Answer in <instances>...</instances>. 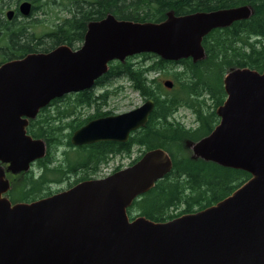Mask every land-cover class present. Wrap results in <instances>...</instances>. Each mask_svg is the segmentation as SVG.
I'll return each mask as SVG.
<instances>
[{
	"label": "water",
	"instance_id": "95a60500",
	"mask_svg": "<svg viewBox=\"0 0 264 264\" xmlns=\"http://www.w3.org/2000/svg\"><path fill=\"white\" fill-rule=\"evenodd\" d=\"M28 16L30 3L19 5ZM250 6L166 13L160 22L118 20L107 14L87 25L77 50L61 45L0 65V264H264V71L237 68L223 78L218 124L204 138L187 142L192 157L250 178L229 196L195 213L166 222L127 209L172 170L161 148L146 151L133 165L105 178L30 203L12 204L5 173L27 172L46 146L26 132L50 101L92 88L108 64L141 54L164 61L203 60V38L212 30L246 20ZM13 12H7L10 18ZM171 89L173 83L164 81ZM154 104L90 121L75 131L74 146L124 143L144 127Z\"/></svg>",
	"mask_w": 264,
	"mask_h": 264
},
{
	"label": "trees",
	"instance_id": "16d2710c",
	"mask_svg": "<svg viewBox=\"0 0 264 264\" xmlns=\"http://www.w3.org/2000/svg\"><path fill=\"white\" fill-rule=\"evenodd\" d=\"M21 1L0 0L1 60L49 52L61 45L74 49L83 41L86 24L107 14L118 20L157 23L164 20L169 11L179 16L250 6L253 13L246 20L206 35L202 40L206 54L203 60L169 62L152 54H142L123 64H108V72L99 80L108 79V75L112 78L110 75L120 77L123 74L130 81L132 91L154 104L145 127L133 133L128 148L116 143H105V149H101L104 145L73 148L68 129L75 127L65 122V100L51 110H43L29 122L26 132L32 138L44 141L46 153L29 172L21 173L10 183L5 196L12 204L30 203L49 196L55 178L57 183L62 182L64 177L75 172L76 167L80 168L77 170L81 177L69 187L91 179L101 165H105L108 152H116L118 146L127 148V152L134 145L142 153L161 148L172 160L171 172L127 209L130 220L143 216L155 222H166L195 213L226 198L249 179L250 175L244 171L193 158L186 143L206 137L218 124L215 110L225 100L222 81L228 72L237 68L264 71V0H24L36 5L32 14L40 7L44 12L50 2L54 6L53 21L42 35L32 34L29 24L6 21L5 10ZM36 22L43 24L44 21ZM138 58L148 62H133ZM162 73L173 83L168 91L155 77ZM84 99L87 106L95 101L92 94L83 91L76 95L73 106H79L80 100ZM181 109L194 113V127H187L176 118ZM72 152L84 156L74 159L70 157Z\"/></svg>",
	"mask_w": 264,
	"mask_h": 264
},
{
	"label": "flooded vegetation",
	"instance_id": "af4514ba",
	"mask_svg": "<svg viewBox=\"0 0 264 264\" xmlns=\"http://www.w3.org/2000/svg\"><path fill=\"white\" fill-rule=\"evenodd\" d=\"M22 2H24V0L21 1L19 4L13 6V9L11 10L13 12V15H11L10 18L7 17V13H6V11L8 12L10 10H5V18H6V21L9 22L10 24H20V23H22V24H28V22L33 19V16L34 15H36V14H38L40 12L43 13V11L39 8V11H37L36 13H33L32 14V12L35 10L36 5H33L30 2V12H29V15L28 16H22L20 14V12H19V9H18L19 8V5ZM105 16L102 19H104ZM102 19H100V20H102ZM100 20H98V21H100ZM90 22H94V21H90ZM90 22H88V23H90ZM88 23L86 24V28H87ZM29 28L31 29V27H29ZM86 28H85V32H86ZM30 29H28V31H31ZM33 33H34V31L32 32V34ZM26 35H21V37L26 38ZM84 35H85V33H84ZM31 36H33V35H31ZM83 39H84V36H83ZM82 43H83V41H82ZM82 43H80L76 48H74V49L71 48V49L72 50L79 49L81 47ZM43 53H46V52H43ZM136 56H138V55H136ZM133 57H130V59L133 58ZM21 58H17V59H21ZM128 59L129 58L125 59L124 62H122V63L119 62V63L123 64ZM11 60H16V59H6V60H1L0 59V65L3 64V63H5V62L11 61ZM113 62H118V61H113ZM108 70H109V65L107 67L106 73L108 72ZM105 74H103L100 78H103V76ZM110 76H112V78H110L109 75H108V79H104V80H99L100 78H98L94 82L92 88H90L88 90H85V91H88L90 94H92L93 95V98L95 99V101L92 102V104L90 106H87L86 99L80 100V105L79 106H76V107L73 106V101H74L76 95L79 94L80 92L79 93H73V94H67V95H64V96H62L60 98H56V99L50 101L44 108H41L39 110L38 114L36 115V117L34 119H31V120H35L38 117V115L43 110H45V111L46 110H51V109L54 108V106L59 105V103H60L61 100H65V104H66V107H67V114H66L65 122L68 123L69 126L72 125V126L75 127L74 130L68 129V132L70 133V137H69V143H70V140H71V137H72L73 133L75 131H77L78 129H80L81 127L85 126L90 121L97 120V119H103V118H107V117H111V116H115V115H118V114L127 112V111H120L121 109L112 108L110 106V103L113 101V98L117 97V95H120L121 91L123 92L125 90L124 84L120 83V81H126L128 83V86L132 90L130 81L127 80V77H125L123 74H121L120 77L116 76L115 74L114 75H110ZM122 94L123 93H121V95ZM144 101H146V100H144ZM133 109L134 108H132L130 110H133ZM130 110H128V111H130ZM31 120L28 121V124H29V122ZM144 127H142V128H144ZM142 128H140V129H138V130H136L134 132H137V131L141 130ZM134 132L130 133L128 140L126 142H124V143L110 142V141H102V142H96V143L85 144V145H80V146H74L71 143H70V145L73 148H80V147H83V146H91V145H100L101 146V145H104L105 143H116L117 145H120V146L123 145L124 147L126 146L128 148L127 144L130 141L131 137L133 136V133ZM133 147H134V145H131L129 147V151L126 152V149L127 148L126 149H123V148H121V147L118 146L117 149L115 150L116 152H108L105 165H101V168L96 173V176H91V179L97 178L99 176V173L102 171V169L105 166H107L110 161L116 160V159H124V158L129 159L132 156ZM105 148L106 147L104 145V147H102L101 149H105ZM138 149H139V147H138ZM189 151H190V149H189ZM139 152L140 153H139V155L136 158H133L131 161H129L127 163V166L128 167L131 166V165H133L134 163H136L142 157V155L145 153V152L142 153L140 151V149H139ZM57 153L60 154V152H58V151H57ZM98 155H100V153H98ZM76 156H84V154L78 155V154H75V152H72L70 154V157H72L74 159L76 158ZM36 162H34L33 164L30 165V169L27 172H29L36 165ZM0 166L3 168L4 171H6V168H7V165L6 164H0ZM119 168L120 167L117 166L114 169V172H112L111 174L119 171ZM77 169H80V168L76 167L75 172L74 173H71V174H68L66 178L64 177L62 182L57 183V180L54 177L55 178V182H53L50 185V195L49 196L54 195V194H57V193H60V192H63L65 190H68V189L72 188L73 186H75L76 184H74L73 186H70L69 187V184L72 183L77 178L81 177V174H80V172ZM24 173H26V172H24ZM20 174L12 175V174L6 172L5 173V177L8 179L9 184H10V183H13L14 182V178L16 176L20 175ZM111 174H109V175H111ZM109 175H102V178L103 177H107ZM72 177H75L76 179L71 180ZM83 181H86V180H83ZM62 183H67V188L66 189H64L62 191H55V192H53L51 190V186L52 185H54V184H62ZM78 183H80V182H78ZM49 196H46V197H49Z\"/></svg>",
	"mask_w": 264,
	"mask_h": 264
},
{
	"label": "rangeland",
	"instance_id": "374dc122",
	"mask_svg": "<svg viewBox=\"0 0 264 264\" xmlns=\"http://www.w3.org/2000/svg\"><path fill=\"white\" fill-rule=\"evenodd\" d=\"M44 1L45 0H42L41 2H44ZM12 9L13 7L6 9V10H12ZM40 9L42 8L40 7ZM43 10H44L43 13L40 12L37 15H34L33 19L28 22V24L31 26V30L34 31L36 35H42L47 30V25L49 24V22L53 21L52 13H54L55 10H54V6L51 5V2L49 3L48 6H45ZM37 20H42L44 22L43 24H39L36 22ZM142 59L143 58H138L137 60L133 62H142ZM145 62H148V60L146 61L143 60L142 63L144 64ZM155 77H157V82L161 85V87L164 90L168 91V89L164 87L163 83L164 81H167V80L171 81V79L168 78L163 73L159 76L156 75ZM120 83L124 84L125 90L123 92L121 91V93H123L122 95L120 93V95H117V97L113 98V101L110 103V106L112 108L121 109L120 111H128L132 108H136L140 106L144 102L143 98H141L137 93L133 92L130 89L126 81H120ZM176 118L187 127H194L196 124L194 113L191 110H187V109L179 110V112L176 115ZM139 153L140 152H139L138 147L134 146L132 150V156L129 159L124 158V159H116V160L110 161L108 165L102 169V171L99 173V176L97 178H102V175L111 174L112 172H114V169L117 166H119L120 168L122 167L121 169L128 167L127 163L131 161L133 158H136L139 155ZM74 179L76 178L75 177L71 178V180H74ZM66 188H67V183L54 184L51 186V190L53 192L62 191Z\"/></svg>",
	"mask_w": 264,
	"mask_h": 264
}]
</instances>
